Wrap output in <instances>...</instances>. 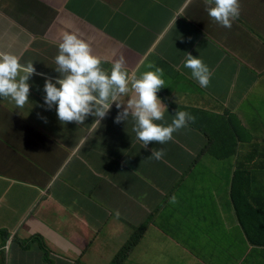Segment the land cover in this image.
I'll return each mask as SVG.
<instances>
[{
    "label": "crops",
    "instance_id": "1",
    "mask_svg": "<svg viewBox=\"0 0 264 264\" xmlns=\"http://www.w3.org/2000/svg\"><path fill=\"white\" fill-rule=\"evenodd\" d=\"M184 2L0 0V33H4L0 37V51L18 57L29 50L25 62L36 65L45 56L53 60L61 35L73 32L103 61L123 57L124 66L130 70L149 63L168 69L173 81L179 83L169 88L168 96L179 105L191 98L207 104L210 97L219 93H233L238 77L241 83L245 81V64L259 66L264 61V38L256 33L258 29L246 25L253 18L264 32V0H238L242 19L226 29L231 41L217 40L211 22L192 27L177 21L180 17H171V9L181 7ZM175 34L183 45L177 42ZM223 42L230 43L225 54L217 45ZM185 53L199 57L208 66L212 78L207 89H202L191 77L190 69L183 66ZM170 63L177 67L175 71ZM56 68L51 64L42 70L44 78L32 85L29 103L23 107L0 100V176L10 178L14 191L23 194L19 201H12L13 205L5 198L0 200V229H12L30 206L36 207V218L31 216L29 220L45 233L52 255L70 256L72 247L85 246L102 230L104 244L99 241L94 249L100 248L105 264H113L111 243L117 246L127 229L132 232L141 228L146 218L137 215L138 206H150L151 211L159 207L158 197L167 189L166 177L176 167L184 170L188 156L193 154L189 145L196 148L198 142L188 137L179 139L182 149L176 150L175 160L167 155L143 160L139 165L132 163V170L120 165L126 181L115 188L112 155L104 154L102 148L86 140V127L74 122L62 124L56 118L55 107L46 110L43 104L44 80L55 77ZM27 119L36 121L34 131L18 129ZM61 131L65 146H77V162L64 178L56 179L61 160L39 150L36 141ZM64 132L72 136L68 143ZM2 143L13 148L14 158L9 159L8 149ZM186 176L190 181L175 188L176 194L172 195L175 202L169 201L168 208L180 210L173 211L179 219L169 231L170 240L179 243L188 264H264V216L253 218V225L245 230L230 210H207V202L190 183L193 176ZM5 186H10L9 182ZM43 193L47 195L40 198ZM160 211L164 214L154 215L145 227L165 226L167 211L164 208ZM197 244L199 249L194 248ZM147 245L144 237L122 264H171L168 258L160 256L159 248L151 251L153 256L148 254ZM19 252L14 247L12 257L16 263ZM55 264L68 263L57 259Z\"/></svg>",
    "mask_w": 264,
    "mask_h": 264
},
{
    "label": "clouds",
    "instance_id": "2",
    "mask_svg": "<svg viewBox=\"0 0 264 264\" xmlns=\"http://www.w3.org/2000/svg\"><path fill=\"white\" fill-rule=\"evenodd\" d=\"M238 15H240L238 0H185L181 7L171 9V17H180L177 21L187 22L192 27L196 23L211 22L217 40H232L226 29L237 24L235 20L239 19ZM175 36L177 42L183 45L181 39L176 34ZM262 42L264 44V41ZM217 45L221 53L225 54L230 43L223 42ZM57 49V55L53 60L50 61L45 56L36 65H33L31 61L25 62L29 50L18 57L9 52L0 51V100L3 103L9 101L8 103H14L17 107H23L29 103L28 93L33 88L32 85L44 78L42 70L55 64L56 76L50 80L45 79L42 86L44 94L42 100L46 110L54 106L56 118L62 124L74 122L86 127V140L102 148L104 154L112 155V161L119 163V169L123 164L132 170V163L139 165L143 160L160 159L165 155L175 160L176 150L182 149L179 135L189 133L194 128L193 134L202 136L204 143L198 142L192 156H188L184 170L176 167L172 174L166 177L167 189L158 197L157 205L165 208L166 205L169 206L170 203L175 202V196H172L176 194L175 188L184 186L190 181L186 175L193 176L190 183L208 202L209 195L216 191V177L223 160L249 155L246 167L240 174L246 180H242L240 185L245 194L250 196L252 213H257L251 219L264 216V138L259 139L252 135L255 140L260 141L259 148H252L245 143L231 154L230 146H236L238 143L233 131L208 137V127L205 129L201 127L204 125L201 117L203 113L188 105H179L175 99L169 98V88L179 83L173 81V76L168 69H161L149 63L146 66H139L136 70H130L124 66L123 57L113 62L103 61L91 53L87 42L69 31L61 35ZM183 66L190 69L191 77L202 89L209 87L212 74L199 57L185 53ZM170 67L174 71L177 69L171 63ZM258 67L264 70V61L259 66L245 64L243 72L256 80L255 85L262 80L257 77ZM247 87L246 79L241 83L238 77L233 93L226 95L219 93L215 97H210L207 104L197 102L201 99L195 101L196 98H192L186 104L192 101L203 108L210 105L207 113L208 123L211 118V109L215 118L221 116ZM231 94L233 96L230 101ZM216 111L221 114L215 115ZM197 117L200 122V124L197 123L200 125L198 128L196 123L192 122V119ZM40 118L46 121V118ZM62 132L42 136L36 141V147L39 150L51 153V156L56 155L61 160L56 179L64 178L77 162L75 150L77 146H65ZM71 138V135L65 133L66 143ZM2 145L8 149L9 159L14 158L13 148L7 143ZM114 154L117 157H114ZM124 172L123 168L116 171L114 166L115 188L121 187L120 183L126 181L125 176H121ZM135 173L137 176L138 171L135 170ZM6 181L10 186H5ZM46 195L40 194V198ZM22 197V193L14 191L10 178L0 176V200L5 198L13 205L12 201L17 202ZM35 208L30 206L12 229H0V264H55L57 259H64L68 264H105L100 248L94 249V244L99 245V241L104 244L102 230L99 233L96 232L95 240L87 242L85 246L72 247L70 256H61L56 253L52 255L45 237H37L35 226L30 223L31 216L36 218ZM231 208L234 211L233 215L236 216L232 195L224 209ZM166 211L170 214L169 218L174 217L173 211L180 212L170 208ZM137 230L129 232L127 229L122 235V240L116 241L117 246L111 243V247L118 250L113 256V264H122L124 262L122 254H127L128 257L131 250L146 235L149 246L146 250L153 256L151 251L158 246L150 241L157 229H154L152 236L149 235L147 227L143 235H138ZM162 230L169 232L167 227H162ZM168 236L172 237L170 233ZM175 243L179 245L178 242ZM14 247L20 251L17 263L12 257Z\"/></svg>",
    "mask_w": 264,
    "mask_h": 264
},
{
    "label": "trees",
    "instance_id": "3",
    "mask_svg": "<svg viewBox=\"0 0 264 264\" xmlns=\"http://www.w3.org/2000/svg\"><path fill=\"white\" fill-rule=\"evenodd\" d=\"M259 72L257 77L262 78L261 82L255 85L254 79L250 78V75L245 73L247 88L244 89L236 98L235 102L226 109L221 116L214 117L213 109L210 111L211 118L209 119L208 124L212 127H208L209 136L213 135L220 136L221 133L226 131H233L238 143L235 146H230L231 154L235 152L239 147H242L245 143L251 146L252 148H259L260 141L255 140L252 137V133L255 130H260L264 136V70L262 67H258ZM196 93V92H195ZM262 96V97H261ZM255 100L257 104L255 103ZM190 122V121H189ZM193 124L196 123L198 128L200 125L199 118L192 119ZM232 140V139H231ZM249 158V155H246L243 158L240 157H230L224 159L218 175L216 177L217 187L215 193H211L207 202V210L210 211H231L233 209H224L226 203L233 199L234 209L236 217L241 222L243 228H247L253 225L251 219L252 216L257 215V213H252V207L250 205L249 195L245 194L244 189L241 187L240 182L246 180V178L241 177V171L246 167V161ZM248 179V178H247ZM137 215L140 217H145L138 229V235H143L146 231V225L149 222H152L154 215L157 213L164 214L163 211H160V208H163L161 205L155 210L151 211V207H140L138 206ZM164 209H168V206ZM252 213V214H251ZM251 214V215H250ZM170 217L169 212H167V218ZM164 227H167L165 225ZM149 227H147L148 229ZM149 235L152 236L154 229H148ZM147 247H149L147 245ZM127 257V254H122V260L124 261Z\"/></svg>",
    "mask_w": 264,
    "mask_h": 264
},
{
    "label": "rangeland",
    "instance_id": "4",
    "mask_svg": "<svg viewBox=\"0 0 264 264\" xmlns=\"http://www.w3.org/2000/svg\"><path fill=\"white\" fill-rule=\"evenodd\" d=\"M239 18L242 19V16L241 14L238 15ZM246 25L252 29H258L256 31V33L263 37L264 38V32L259 30L260 29V26L255 23L253 21V18H249L247 21H246ZM4 33H0V37L3 36ZM19 35V34H18ZM25 47H23L22 49H24ZM262 90H264V86L262 87ZM232 94L230 95L229 97V100L231 101V98H232ZM192 99V98H191ZM190 99V100H191ZM211 103V101H210ZM185 105H188L190 108H193V109H197L198 111L202 112L203 114L201 115L202 117V121H203V124L204 125H201V127H203L204 129L206 127H209V124L207 123V113L210 109V105L207 107V108H203V107H200V106H197L194 102L191 101L190 104H186ZM226 105V104H225ZM221 113L219 111H216L215 112V115H220ZM21 128H25L27 130H35L36 128V121L34 120H29L27 119V121L21 123L18 127V129H21ZM194 128L191 130V132H189L188 134L185 133H181L183 135H179V137L183 138V139H187V137L189 139H191L192 141L194 142H199L201 141L202 143H204L202 141V136L200 135H197V134H193L194 132ZM187 132V131H186ZM254 137L256 138H259V139H263L264 136L263 134L261 133V131L259 130H255L251 133ZM189 148L190 150L192 151H195V147L194 146H190L189 145ZM114 157H117L116 154H114ZM114 166H115V170L116 171H119L120 169L118 168V165L119 163L117 161H114L113 162ZM179 218L177 217H172V218H169V219H166V224L167 225V228L169 229V231L171 230V228L176 224L177 220ZM168 233L170 232H166V231H163L162 228L160 229H157V231H155L154 235H153V238L151 239L150 242H153L156 246H158V248L161 250V252H159L160 256L161 257H166L170 260L171 264H188V257L185 256L182 252H181V249L179 248V245H177L175 242H172L168 236ZM35 235L39 238L41 237H45V233L43 232V230L41 229L40 226H35ZM147 238V235L145 236ZM195 249H199L200 248V245L197 244L195 245L194 247ZM117 249L114 248V249H111V254L112 256L116 255L117 253Z\"/></svg>",
    "mask_w": 264,
    "mask_h": 264
}]
</instances>
